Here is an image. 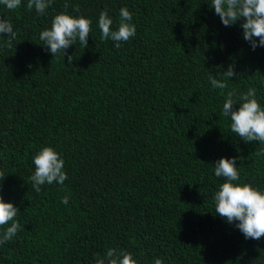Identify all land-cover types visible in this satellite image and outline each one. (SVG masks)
<instances>
[{"label": "trees", "instance_id": "1", "mask_svg": "<svg viewBox=\"0 0 264 264\" xmlns=\"http://www.w3.org/2000/svg\"><path fill=\"white\" fill-rule=\"evenodd\" d=\"M211 4L53 0L46 14L27 0L12 11L0 4L17 32L10 48L0 36V194L23 226L0 245V264H96L109 248L137 264H264V237L246 239L214 202L221 157H236L234 183L264 190V144L231 132L225 96L208 79L232 65L229 87L255 88L264 107V47L244 39L243 18L224 26ZM122 7L137 31L116 49L98 19L107 10L117 30ZM65 11L90 18L92 31L86 48L53 57L39 36ZM45 146L67 179L37 193L33 157Z\"/></svg>", "mask_w": 264, "mask_h": 264}, {"label": "clouds", "instance_id": "2", "mask_svg": "<svg viewBox=\"0 0 264 264\" xmlns=\"http://www.w3.org/2000/svg\"><path fill=\"white\" fill-rule=\"evenodd\" d=\"M53 0H27V10L33 8L37 14H46V9L51 6ZM22 0H0L8 10H16L21 7ZM67 2L64 9L69 8ZM210 7L215 9V14L221 19L224 26H231L241 18L243 21V37L249 42L251 48L255 50L258 46L264 47V0H212ZM79 11V6L74 7ZM133 14L127 7H122L119 11L118 29L113 30V19L108 11H101L98 19V27L101 31V40L114 41V47L119 49L122 42L129 41L136 35V26L132 23ZM92 31V20L84 16H73L66 11L61 12L52 20L51 27L40 33L39 39L43 45L53 54V57L61 55L63 58L67 49L79 42L86 48L88 37ZM0 36H7L5 41L7 47H12L13 41L17 38L11 20L0 15ZM68 63H72V55L67 57ZM237 75L232 65L223 72V79L209 76L208 79L214 89H220L225 96L221 115L230 117V130L242 138L245 142L258 141L264 144V107L256 98V89L250 87L247 91L237 94L235 88H230L228 79ZM239 103V108L234 106ZM257 156L264 155V150H258ZM34 172L30 177L32 187L35 192L41 191V186L58 183L64 185L67 173L64 171V160L60 154L52 147H43L33 157ZM214 174L216 177L225 178L219 185L218 191L214 194L215 213L229 223H234L243 233L246 239L259 240L264 237V190L253 187L248 183H234L240 180V172L237 168L236 157H221L214 164ZM5 174L0 171V181ZM68 204L66 195L62 201ZM18 207L12 202H5L0 194V228L5 225L10 226L0 233V245L13 240L22 229V225L17 221ZM96 264H137L132 254L120 249L109 248L103 257L96 259ZM155 264H162L161 259H156Z\"/></svg>", "mask_w": 264, "mask_h": 264}]
</instances>
